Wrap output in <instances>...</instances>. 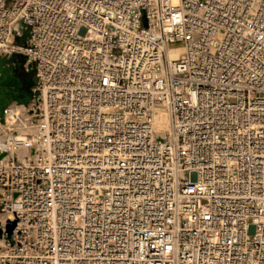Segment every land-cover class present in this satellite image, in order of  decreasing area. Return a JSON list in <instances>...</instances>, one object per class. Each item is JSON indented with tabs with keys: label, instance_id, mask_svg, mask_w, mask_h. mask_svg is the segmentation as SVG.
Here are the masks:
<instances>
[{
	"label": "built area",
	"instance_id": "1",
	"mask_svg": "<svg viewBox=\"0 0 264 264\" xmlns=\"http://www.w3.org/2000/svg\"><path fill=\"white\" fill-rule=\"evenodd\" d=\"M13 54L0 264H264V0H0Z\"/></svg>",
	"mask_w": 264,
	"mask_h": 264
},
{
	"label": "bare ground",
	"instance_id": "2",
	"mask_svg": "<svg viewBox=\"0 0 264 264\" xmlns=\"http://www.w3.org/2000/svg\"><path fill=\"white\" fill-rule=\"evenodd\" d=\"M14 87H15L14 77L0 78V100H5L7 103H10L12 90L14 89ZM155 126L158 129H163V130L169 128V117L166 112L159 111L156 113ZM1 231H2V227L0 226V232Z\"/></svg>",
	"mask_w": 264,
	"mask_h": 264
},
{
	"label": "water",
	"instance_id": "3",
	"mask_svg": "<svg viewBox=\"0 0 264 264\" xmlns=\"http://www.w3.org/2000/svg\"><path fill=\"white\" fill-rule=\"evenodd\" d=\"M23 30V29H22ZM24 35L19 37L18 39L21 41L23 39ZM17 56L15 54L10 56L9 60L6 59H0V78H6V77H14L15 78V87L12 90L11 99L15 98L19 93V88L21 86V83L19 79L15 76L14 72L12 71V65H5L7 62L14 60ZM7 102L5 100H0V108L5 105Z\"/></svg>",
	"mask_w": 264,
	"mask_h": 264
},
{
	"label": "rangeland",
	"instance_id": "4",
	"mask_svg": "<svg viewBox=\"0 0 264 264\" xmlns=\"http://www.w3.org/2000/svg\"><path fill=\"white\" fill-rule=\"evenodd\" d=\"M26 36H27V33H26ZM26 37H24L22 40L24 41ZM0 147L3 148V145H1L0 143Z\"/></svg>",
	"mask_w": 264,
	"mask_h": 264
},
{
	"label": "trees",
	"instance_id": "5",
	"mask_svg": "<svg viewBox=\"0 0 264 264\" xmlns=\"http://www.w3.org/2000/svg\"><path fill=\"white\" fill-rule=\"evenodd\" d=\"M18 42H22V40L20 41V40L18 39Z\"/></svg>",
	"mask_w": 264,
	"mask_h": 264
}]
</instances>
